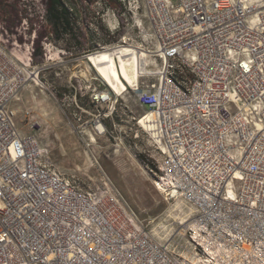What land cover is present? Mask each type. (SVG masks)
Instances as JSON below:
<instances>
[{
	"label": "built area",
	"instance_id": "1",
	"mask_svg": "<svg viewBox=\"0 0 264 264\" xmlns=\"http://www.w3.org/2000/svg\"><path fill=\"white\" fill-rule=\"evenodd\" d=\"M127 5L148 23L134 82L117 94L85 79L67 95L75 111L62 112L94 139L134 93L147 111L130 120L157 155L145 169L165 201L192 207L180 239L172 247L155 237L112 187L84 189L53 169L8 106L39 69L30 53L17 59L0 43V264H264V0Z\"/></svg>",
	"mask_w": 264,
	"mask_h": 264
},
{
	"label": "rangeland",
	"instance_id": "2",
	"mask_svg": "<svg viewBox=\"0 0 264 264\" xmlns=\"http://www.w3.org/2000/svg\"><path fill=\"white\" fill-rule=\"evenodd\" d=\"M66 2L68 7H76L77 26L88 38L83 52L106 45L115 47L122 37L132 47L147 44L144 12L137 16L128 13L127 0ZM48 31L44 0H0L1 45L17 59L23 60L30 53L31 65L39 69L38 83L27 85L8 105L14 112L15 127L24 135L35 136L47 151L53 169L63 177L84 189L112 187L155 237L169 239L175 246L180 239V224L191 215L192 207L180 199L165 201L145 169L143 164L151 165L157 155L147 136L130 120V115L147 111L137 104L134 93H124L116 120L113 124L107 121L110 132L94 139L71 129L62 112L75 111L67 95L73 87L83 88L85 79L123 93L127 83L134 82L144 56L108 49L97 56L90 52L76 56L78 49L71 41L51 39ZM102 41L108 43L103 45ZM28 109L30 117L25 115ZM34 118L39 120L40 129L29 131L28 122Z\"/></svg>",
	"mask_w": 264,
	"mask_h": 264
},
{
	"label": "trees",
	"instance_id": "3",
	"mask_svg": "<svg viewBox=\"0 0 264 264\" xmlns=\"http://www.w3.org/2000/svg\"><path fill=\"white\" fill-rule=\"evenodd\" d=\"M44 6L47 22L50 26V31H48L47 34L52 36L51 39L56 38L63 42L71 41L78 49L76 56L91 52H83L84 50H82L88 38L82 35L83 33H81L80 28L77 26V19L75 18L76 12H74L76 7H74V9L68 7L66 0H44ZM102 42L103 45L108 43V41ZM38 49L36 48L34 52ZM72 91L73 90H71L70 93ZM77 96L80 103L88 107L89 103L87 97L81 99L79 95ZM116 118L117 117H115V120Z\"/></svg>",
	"mask_w": 264,
	"mask_h": 264
},
{
	"label": "bare ground",
	"instance_id": "4",
	"mask_svg": "<svg viewBox=\"0 0 264 264\" xmlns=\"http://www.w3.org/2000/svg\"><path fill=\"white\" fill-rule=\"evenodd\" d=\"M121 50H129L131 53H134V54L147 55L145 50H143V49L138 50L137 46L131 47L130 45H128V46H126V45H124V46H116V47H113V48H109L108 52H116V51H121ZM103 52L104 51H100V52L92 53L90 55L97 56V55H99V54H101ZM146 58L147 57H145V59L142 60V62H141L142 65H143L144 62H146ZM141 68H142V66H141ZM116 72H118V71L116 70ZM181 234H182V232H181Z\"/></svg>",
	"mask_w": 264,
	"mask_h": 264
},
{
	"label": "crops",
	"instance_id": "5",
	"mask_svg": "<svg viewBox=\"0 0 264 264\" xmlns=\"http://www.w3.org/2000/svg\"><path fill=\"white\" fill-rule=\"evenodd\" d=\"M131 47H132V46H131ZM143 56H144V59H145V57H147V55H144V54H143Z\"/></svg>",
	"mask_w": 264,
	"mask_h": 264
}]
</instances>
